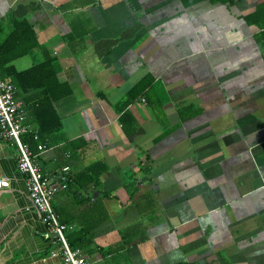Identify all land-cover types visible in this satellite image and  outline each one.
I'll return each mask as SVG.
<instances>
[{
	"label": "crops",
	"instance_id": "0c3cea01",
	"mask_svg": "<svg viewBox=\"0 0 264 264\" xmlns=\"http://www.w3.org/2000/svg\"><path fill=\"white\" fill-rule=\"evenodd\" d=\"M9 12L37 41L13 67H60L64 141L37 161L76 179L53 209L88 264H264V0H0ZM37 95L16 98L31 130ZM0 176V264H64L1 138Z\"/></svg>",
	"mask_w": 264,
	"mask_h": 264
},
{
	"label": "trees",
	"instance_id": "16d2710c",
	"mask_svg": "<svg viewBox=\"0 0 264 264\" xmlns=\"http://www.w3.org/2000/svg\"><path fill=\"white\" fill-rule=\"evenodd\" d=\"M37 46L35 32L32 24L25 19L16 18L11 12L5 14L0 20V79L8 81L15 88V97L22 98L27 94L36 92L37 98L33 100L34 111H41V118L37 121L36 127L32 130L38 137V141H33L32 136H25L24 141L29 144L32 153L37 152V145L45 147L59 145L64 141L62 132L61 117L57 114L54 104L60 100L61 94H54L52 84H56L55 76L60 71L56 60L45 59L42 63L32 66L24 71H17L12 62L18 58L26 56ZM146 86L143 80L128 93L125 101L119 104V108H124L133 96L139 93ZM69 95L66 89L63 98ZM74 154V153H73ZM73 156V155H72ZM103 169L98 170L97 164L87 167L80 175L84 185L96 182ZM66 178V184L75 182L76 179ZM81 237V236H80ZM78 236L67 235L70 247L80 249L83 245ZM80 240V241H79Z\"/></svg>",
	"mask_w": 264,
	"mask_h": 264
},
{
	"label": "built area",
	"instance_id": "2783aa9c",
	"mask_svg": "<svg viewBox=\"0 0 264 264\" xmlns=\"http://www.w3.org/2000/svg\"><path fill=\"white\" fill-rule=\"evenodd\" d=\"M144 102V99H142ZM26 112L22 104L15 97V88L8 81L0 79V138L11 142L17 152V170L23 176L27 197L40 214V219L46 232L52 235V244L56 254H60L64 264H88L78 249L70 247L67 241V232L72 229L60 222L53 209V199L56 194L66 188L65 173L68 168H61V172L48 177L41 171L37 156L46 147L37 145V152L30 150L29 144L24 141L25 136H32L38 141L37 135L26 123ZM9 187V179L0 176V189Z\"/></svg>",
	"mask_w": 264,
	"mask_h": 264
},
{
	"label": "rangeland",
	"instance_id": "374dc122",
	"mask_svg": "<svg viewBox=\"0 0 264 264\" xmlns=\"http://www.w3.org/2000/svg\"><path fill=\"white\" fill-rule=\"evenodd\" d=\"M37 53V50L35 49L34 51H32L29 55L25 56V58H23L24 60L29 61V62H34L33 61V56H35ZM35 58V57H34Z\"/></svg>",
	"mask_w": 264,
	"mask_h": 264
}]
</instances>
